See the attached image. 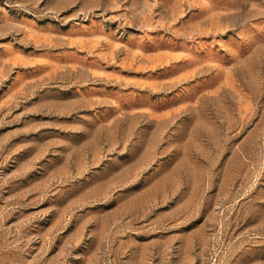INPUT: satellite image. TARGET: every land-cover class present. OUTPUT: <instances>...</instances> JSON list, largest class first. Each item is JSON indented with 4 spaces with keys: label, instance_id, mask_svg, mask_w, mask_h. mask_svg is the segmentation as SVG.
<instances>
[{
    "label": "rangeland",
    "instance_id": "1",
    "mask_svg": "<svg viewBox=\"0 0 264 264\" xmlns=\"http://www.w3.org/2000/svg\"><path fill=\"white\" fill-rule=\"evenodd\" d=\"M0 264H264V0H0Z\"/></svg>",
    "mask_w": 264,
    "mask_h": 264
}]
</instances>
